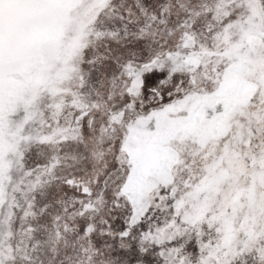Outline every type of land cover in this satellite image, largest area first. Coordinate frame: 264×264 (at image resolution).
Instances as JSON below:
<instances>
[{
	"label": "snow or ice",
	"instance_id": "obj_1",
	"mask_svg": "<svg viewBox=\"0 0 264 264\" xmlns=\"http://www.w3.org/2000/svg\"><path fill=\"white\" fill-rule=\"evenodd\" d=\"M0 264H264V0H0Z\"/></svg>",
	"mask_w": 264,
	"mask_h": 264
}]
</instances>
